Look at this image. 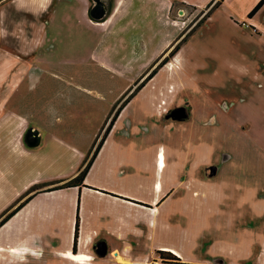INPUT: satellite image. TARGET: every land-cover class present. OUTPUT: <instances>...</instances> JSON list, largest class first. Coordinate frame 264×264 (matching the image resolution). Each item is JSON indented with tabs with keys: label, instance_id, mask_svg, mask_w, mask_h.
I'll list each match as a JSON object with an SVG mask.
<instances>
[{
	"label": "rangeland",
	"instance_id": "1",
	"mask_svg": "<svg viewBox=\"0 0 264 264\" xmlns=\"http://www.w3.org/2000/svg\"><path fill=\"white\" fill-rule=\"evenodd\" d=\"M208 7L199 11L174 4L169 23L159 26L160 39L173 31L176 38L182 35L179 41L186 37L180 50L188 73H174L175 66L182 67L179 58L173 73L166 68L160 72L174 55L155 78L138 87L131 86L148 67L139 75L137 70L122 72L119 66L118 72L102 68L96 59L113 65V58L103 52L99 56L100 36L84 13L71 14L67 5L60 6L51 25L52 50L45 62L39 57L31 63L13 57L15 71L3 73L4 61L12 56L0 58V81L10 83L0 89V100L11 98L0 111L24 116L27 133L30 127L37 128L43 137L34 150L48 161L65 156L45 172L48 177L58 171L70 175L78 168L97 133L96 144L102 139L120 99L121 104L133 91L135 96L159 93L157 106L166 131L162 191L149 187L156 180L154 159L160 144L152 139L148 148L152 171L146 175L152 185L135 184L144 186L140 189L150 196L152 209L117 202L120 207L111 223L94 227L98 239L80 264H264V101L260 99L264 73L252 79L240 67L247 61L241 51L251 45L264 49V39L248 41L237 28L226 27L228 9L233 21L245 28V6H221L206 20ZM63 11L68 18L62 17ZM31 64H35L32 75L26 73ZM257 82L262 83L259 88L250 87ZM141 100L133 101L125 116L140 125L139 136L150 139L159 129L155 119L145 117ZM204 109L210 112L208 118ZM161 162L157 166L162 167ZM31 167L36 168V162ZM38 167L43 171L42 165ZM160 251H171L179 261L165 259L171 257ZM67 260L65 264H79L71 257Z\"/></svg>",
	"mask_w": 264,
	"mask_h": 264
},
{
	"label": "crops",
	"instance_id": "2",
	"mask_svg": "<svg viewBox=\"0 0 264 264\" xmlns=\"http://www.w3.org/2000/svg\"><path fill=\"white\" fill-rule=\"evenodd\" d=\"M99 1L104 4L105 11L100 18L94 19L89 16V11L95 7V0H0V58L12 56L11 59L4 61L3 73L15 71L17 66L12 65L13 57L28 63L39 57L45 62L44 59L48 58L52 50L49 45L51 25L54 24L56 15L60 14V6L64 5L70 7L71 14L84 13L89 27L100 36L99 56L104 53L114 61L112 65L96 59L102 68L106 66L112 72H118L119 66L122 72L131 73L137 70L136 74L139 75L148 67L144 72L146 73L166 50H171L174 43L179 41L180 36L176 38L174 31L166 33L161 39L159 37L161 34L159 26H166L169 23L174 4L180 3L202 11L212 0H112L111 5L106 4L105 0ZM217 1L214 0L209 5L208 12H211L206 20L210 19L213 11L221 6L234 7L238 3L245 6L242 13L246 16L245 28L233 21L231 10L228 9L224 19L226 27L237 28L242 32L241 37L248 41L257 42L264 39V5L253 17L248 18V14L260 0H222L218 7L212 10ZM63 16L68 18L69 14L63 11ZM241 53L247 61L240 67L249 73L252 79L260 77L264 73V49L251 45L249 50ZM176 58H179L178 63H182V67L173 65ZM169 64L176 67L174 69L176 74L188 73L189 65L181 50L160 72ZM31 65L26 73L32 75L35 74L33 71L35 64ZM17 69V72H21L19 68ZM9 84L0 81V89L5 85L6 88L9 87ZM261 85L262 83L258 82L255 86L251 83L250 87L259 88ZM157 92H154V96H135L122 108L80 188L51 192L47 190L56 185L54 182H63L77 175L82 163L70 175L58 171L55 175L45 176L49 168L54 169L56 160L64 161L65 156L61 154L57 159L51 157L48 161L49 157H44L34 150L39 147L43 137L37 128L30 127V130L37 132L38 138V145L30 147L24 141L29 129L27 119L16 113L0 111V216L14 206L31 186L35 184L43 186L41 194L34 196L0 227V264H65L70 257L80 255L79 245L84 235L90 240L89 247L98 239L94 227H98L99 223L105 227L111 223L112 218L117 215L114 210L120 207L117 206V202L126 205L139 204L138 206L152 209L148 201L150 196L140 188L154 184L156 186L153 185V188L149 186L153 191L156 193L162 191L161 173L164 165L166 131L163 112L160 110L161 107L157 106L159 104ZM139 98L142 99V112L145 117L155 119V128L159 129L151 134L150 139H146L148 137L146 135L139 136L140 125L125 116L126 108ZM10 99L8 96L2 98L0 109L8 104ZM260 99L264 101V96ZM203 115L208 118L210 112L204 109ZM160 134L164 142L160 139ZM120 136L121 139H118ZM132 137L142 140L140 143L134 142ZM152 139L160 144L154 159L158 172L154 174L156 180L150 184L146 175L152 171L149 169L151 152L148 150ZM145 148L147 150L142 151V154L140 151L135 152ZM159 159L162 161L160 170L157 166ZM32 162H36V168L31 167ZM39 165H42L43 171ZM135 184L144 186L136 187ZM77 214L79 237L77 251L74 253L72 248Z\"/></svg>",
	"mask_w": 264,
	"mask_h": 264
},
{
	"label": "trees",
	"instance_id": "3",
	"mask_svg": "<svg viewBox=\"0 0 264 264\" xmlns=\"http://www.w3.org/2000/svg\"><path fill=\"white\" fill-rule=\"evenodd\" d=\"M6 1H8V0H6ZM213 1L214 0H212L210 2V4ZM221 1L222 0H218L211 9L213 10L214 8L218 7V5L220 4ZM263 5H264V0H260L258 2V4L250 11V13L248 14V18L253 17L256 14V12ZM181 36L182 35H180L178 40L181 38ZM185 39H186V37L182 38L177 44L174 43L173 48L171 50H166L162 54V57H160L158 60H156L154 62V64L151 66V68L148 69V71L146 73H144L139 78V80L135 84H133V86H131V87H134L137 84H138V86H142V84L145 83L147 79L148 80L152 79L157 74L158 70L160 68H162L165 64H167L170 57H173L180 50V47L185 42ZM133 95H134V91L131 95H128L127 98L121 104H120L121 99L115 104V106L113 108V110L115 111L114 116L110 119L109 125L105 129V132H104L102 139L99 141V143L96 144V140L98 139V135H97V137L95 138L89 152L87 153L86 158L82 162V167L78 171L77 175H75L74 177H72L66 181H63V182H61V181L54 182L53 184H56V185L47 191H49V192L58 191V190L67 189V188H74V187L80 188V186L83 185L85 176L88 173L93 161L95 160V158H96L107 134L109 133L110 129L112 128L120 110L128 103L129 98L132 97ZM124 97H125V95H124ZM118 105H119V107L116 108V106H118ZM90 155H91V157H90ZM42 187H43L42 184H35V185L31 186L28 189V191L25 193V195L19 201H17L14 206H12L8 210H6L0 216V227L3 226L15 213H17L24 205H26L34 196L41 194L42 193V190H41ZM47 191H44V192H47ZM78 237H79V217L77 214L75 228H74L73 248H72V251L74 253H76V251H77ZM160 254L166 255V256L168 255L169 257H171V258H165L167 260L179 261V258H177L176 255H174L173 253H171L169 251H160Z\"/></svg>",
	"mask_w": 264,
	"mask_h": 264
},
{
	"label": "water",
	"instance_id": "4",
	"mask_svg": "<svg viewBox=\"0 0 264 264\" xmlns=\"http://www.w3.org/2000/svg\"><path fill=\"white\" fill-rule=\"evenodd\" d=\"M96 4L93 9H91L90 14L94 19L100 18L104 14V4L100 2L99 0H95ZM36 131H28L26 134V143L30 147H35L38 145V138Z\"/></svg>",
	"mask_w": 264,
	"mask_h": 264
},
{
	"label": "bare ground",
	"instance_id": "5",
	"mask_svg": "<svg viewBox=\"0 0 264 264\" xmlns=\"http://www.w3.org/2000/svg\"><path fill=\"white\" fill-rule=\"evenodd\" d=\"M181 14V13H180ZM182 15V14H181ZM177 59V58H176ZM175 59V60H176ZM175 61H173V63H174ZM172 67V68H171ZM169 71V73L168 74H170L171 72L173 73V65H171V64H169L167 67H166V72H168ZM164 72V71H163ZM162 72V73H163ZM153 89H155V87L154 88H152V90ZM157 89V88H156ZM161 109V108H160ZM164 142V141H163ZM165 143V142H164ZM159 167H161V166H158V170H160V168ZM163 218V217H162ZM167 233V232H166ZM157 234V233H156ZM153 235V234H152ZM157 238V237H156ZM166 238V237H165ZM153 239V238H152ZM159 241V240H158ZM163 241V240H162ZM161 241V242H162ZM89 244H90V240L88 239V236L87 235H84V237H82V240H81V243H80V245H79V251H80V255L79 256H77V257H74L73 256V258H75L76 260H78V263L80 264V263H83L82 261H79V260H86V256H87V248L89 247ZM169 244H170V241H169ZM163 247V246H162ZM164 248V247H163ZM166 250H169V249H166ZM169 252H171V251H169Z\"/></svg>",
	"mask_w": 264,
	"mask_h": 264
},
{
	"label": "flooded vegetation",
	"instance_id": "6",
	"mask_svg": "<svg viewBox=\"0 0 264 264\" xmlns=\"http://www.w3.org/2000/svg\"><path fill=\"white\" fill-rule=\"evenodd\" d=\"M137 87H138V84L136 85ZM140 90H142V89H140ZM132 93L130 92L128 95H131ZM135 97V94L132 96V97H130L129 98V100H128V102L129 101H131L133 98ZM122 110V109H121ZM120 110V111H121ZM170 112V110H168V109H166V113H169ZM120 113V112H119ZM119 115V114H118ZM116 121V120H115ZM244 185H245V183H244ZM141 205H143V204H141ZM146 206V205H145ZM98 243V242H97ZM96 246H98V245H96ZM95 247V246H94ZM159 254H160V252H159Z\"/></svg>",
	"mask_w": 264,
	"mask_h": 264
}]
</instances>
